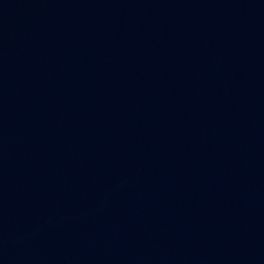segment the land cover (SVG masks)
Segmentation results:
<instances>
[{"label":"water","instance_id":"water-1","mask_svg":"<svg viewBox=\"0 0 264 264\" xmlns=\"http://www.w3.org/2000/svg\"><path fill=\"white\" fill-rule=\"evenodd\" d=\"M0 264H264V0H0Z\"/></svg>","mask_w":264,"mask_h":264}]
</instances>
